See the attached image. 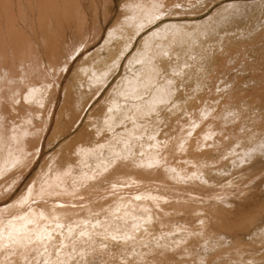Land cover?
<instances>
[{
    "label": "rangeland",
    "instance_id": "obj_1",
    "mask_svg": "<svg viewBox=\"0 0 264 264\" xmlns=\"http://www.w3.org/2000/svg\"><path fill=\"white\" fill-rule=\"evenodd\" d=\"M75 3L84 12L82 27L71 15ZM11 5L15 13L22 15L23 25L16 22L29 37L24 41L11 38V53L10 44L6 55L0 58V62L11 66V73L9 68L2 70V74L11 76L5 81L11 91L0 93V106L9 109V119L14 123L9 137L3 135L0 140V264H52L55 259H61L56 264H127L125 255L135 257L138 264H148V249L129 248L125 244L132 241L112 237L127 235L128 231L117 228L115 223H109L110 228L115 226L111 232L101 229L108 217L118 215L117 207L130 205L139 210L143 203H147L146 207L157 203L154 189L164 192L166 209L178 207V221L169 227L188 228L200 241L198 231L202 227L198 220L204 219V226L209 228L203 233L205 240L214 248L163 247L162 252L158 246L153 247V264H204L198 260L205 257V264H264V170H254L247 181L234 186L231 198L190 199L185 193L200 188L201 195L221 194L220 187L232 179L237 181L238 174H233L238 169L264 161V0H0V16L4 17ZM30 17L34 20L25 24ZM44 19L58 20L45 26L46 35H56L53 41L63 42L70 51L63 48L56 57L57 65L51 67L46 61L43 68L41 59L34 61L31 53L41 52L47 45L49 36L41 41ZM148 43H152L155 53L151 62L155 77L147 88L135 94L130 84L135 72L144 75L139 55ZM77 46L79 52L72 60ZM98 69L101 75L91 74ZM42 73L55 75L49 81L57 90L55 106L53 102L48 104L44 112L41 99L46 98L42 91L27 104H17L16 97L31 86H39L36 78ZM23 75H27V80ZM162 86L165 91L161 97L169 100L150 104L160 95ZM31 120L37 127L21 140L20 129L16 128L28 127ZM186 156L192 159L188 162ZM54 174H60L56 181L61 184H51L56 179ZM50 188H55L54 192ZM89 189L93 193L89 194ZM83 191L89 196L79 195ZM244 193L247 199L236 198ZM48 202L58 209L65 203L69 215L61 219L50 217L63 225L58 237H67L54 241L43 232L23 234L24 242L12 246L7 233L11 234V225L21 223L8 226V222L15 219L19 210L29 211ZM213 220L222 225L217 227ZM87 228L93 230L85 235ZM179 233L169 236L183 244L184 239L179 237L184 233ZM65 241L68 243L63 244ZM77 243L80 246L72 247ZM198 251H205V257ZM139 253L144 256H137Z\"/></svg>",
    "mask_w": 264,
    "mask_h": 264
},
{
    "label": "bare ground",
    "instance_id": "obj_2",
    "mask_svg": "<svg viewBox=\"0 0 264 264\" xmlns=\"http://www.w3.org/2000/svg\"><path fill=\"white\" fill-rule=\"evenodd\" d=\"M28 1V0H27ZM30 1V0H29ZM50 1V0H49ZM5 2V1H4ZM37 4V3H36ZM30 5V4H29ZM31 8V7H30ZM29 9V8H28ZM42 9V8H41ZM43 10V9H42ZM47 10H49V9H47ZM44 11V10H43ZM42 11V12H43ZM72 14L71 15H74V16H76L77 17V22L79 23V25H80V27H82V23H85L84 22V12H82L81 11V8L79 7V4L78 3H75L74 5H73V7H72ZM263 12H264V10H263ZM148 13H150V12H148ZM172 13V12H171ZM22 14V13H21ZM213 14H215V13H213ZM38 15H41V13H38ZM48 15H51V16H53V13H49ZM29 17V16H28ZM33 17V16H32ZM50 18H52V17H50ZM34 19L33 18H26V20H25V24H26V22H29V25L31 24V22L33 21ZM41 20V19H40ZM171 20V19H170ZM16 21H20L21 23H22V25H23V19H22V15H19L18 13H15V11L13 10V7H12V5L10 6V7H8L7 8V12L5 13V15H4V17H2V16H0V46L1 47H3V50L2 51H0V58L2 57V56H4V55H6V53H7V51L9 50V45H10V53H11V51H12V49H13V47H12V41L10 40L11 38H15V41L18 39V38H23V41H24V38H26V37H29L28 35H27V32L24 30L23 31V29L22 28H20V24L19 23H17ZM57 21L58 20H53V19H51V21L49 20V19H44V21L42 22V25H43V35H44V38L43 39H41V41L42 40H44V42L47 40L48 42H47V45L45 46V47H43L42 45H44V43L42 42V44H41V46L43 47V48H41V52H40V50L37 52V51H35V52H32L33 50H34V47H33V50L31 49V51L30 52H32L31 53V55H33V58H34V61H35V59H36V61L38 60V58L39 59H41V61H42V65H43V68H44V65H45V62L47 61V62H49L50 64V66L52 67V66H54V65H57V63L59 62V60L56 58L60 53H62V49L64 48V49H66V51H67V47L65 46V44H64V46H63V42L61 43L60 41L58 42L57 40V42L55 43L53 40H54V38H55V36L53 37L52 36V34H47L46 35V30H45V26H51L50 24H53V23H57ZM163 21V20H162ZM158 24V23H157ZM155 26V25H154ZM164 26V25H163ZM158 27H160V26H158ZM21 29V30H20ZM82 29V28H81ZM80 29V30H81ZM162 29V28H161ZM160 29V30H161ZM50 33H51V31L52 30H50V29H47ZM58 30H61V29H58ZM58 30H57V32H58ZM160 30H159V32H160ZM78 31V29H76L73 33L75 34V32H77ZM105 31V30H104ZM158 31V30H157ZM95 33V32H94ZM80 34V33H79ZM101 34V32H99V34L96 36V37H98L99 35ZM45 35H46V37L47 36H49V37H47V39L45 40ZM68 36V35H67ZM75 36V35H74ZM106 36V35H105ZM136 36H137V34H136ZM175 36V35H174ZM252 36H253V34H252ZM78 37V36H77ZM95 37V38H96ZM111 37V36H110ZM117 37V36H116ZM124 37V36H123ZM131 37V36H130ZM238 37L240 38V35H238ZM237 37V39H239ZM126 38V37H125ZM132 38V37H131ZM235 38V37H234ZM245 38H248V37H245ZM250 38V37H249ZM121 39H122V37H121ZM166 39V38H165ZM242 39V38H241ZM240 39V40H241ZM252 39V38H251ZM59 40H61V38H59ZM163 40V39H162ZM254 40V39H253ZM85 41V40H84ZM107 41V40H106ZM105 41V42H106ZM136 41V40H135ZM154 41V40H153ZM237 41V40H236ZM86 42V41H85ZM19 43V42H18ZM23 43V42H22ZM97 43V42H96ZM72 44V43H71ZM82 44V43H81ZM144 44V43H143ZM34 45V44H33ZM37 45V44H36ZM40 45V44H39ZM103 45V44H102ZM106 45V44H105ZM105 45H103V46H105ZM116 45V44H115ZM118 45H120V43L118 44ZM146 46H145V50L139 55V61L141 60L142 62H143V64H144V75H143V77H142V75L141 74H139L138 72H135V74H136V76L135 77H133L132 78V82H131V84H130V86H131V88L135 91V94L137 93V91H139L140 89H145V88H147V85L150 83V80H152V78L153 77H155V75L153 76V74H154V71H153V67L151 66V62H152V60L154 59V57H155V53L152 51V43H148V44H145ZM160 45V44H159ZM79 46H81L82 47V45H79ZM79 46H77L76 48H75V50H74V52L71 54V58H72V60L74 59V57L75 56H77V52H79L78 50H77V48L79 47ZM84 46V45H83ZM131 46H133V45H131ZM20 47V46H19ZM18 47V48H19ZM22 47H23V45H22ZM21 47V48H22ZM75 47V46H74ZM81 47L79 48L80 49V51H81ZM115 47V46H114ZM116 47H117V45H116ZM121 47V46H120ZM129 47V46H128ZM20 48V49H21ZM36 48V47H35ZM108 48V47H107ZM113 48V47H112ZM116 49V48H115ZM121 49V48H120ZM125 49H127V48H125ZM125 49H124V51H125ZM154 49V48H153ZM157 49V48H156ZM22 50V49H21ZM114 50V49H113ZM129 50V49H128ZM68 51H70V49L68 50ZM67 51V52H68ZM97 51V50H96ZM115 51V50H114ZM122 51V50H121ZM157 51V50H156ZM204 51V50H203ZM64 52V51H63ZM119 52V51H118ZM90 53V52H89ZM164 53V52H163ZM103 54V53H102ZM101 54V55H102ZM117 54V53H116ZM100 55V54H99ZM106 55V54H105ZM115 55V54H114ZM17 56V55H16ZM107 56V55H106ZM36 57V58H35ZM132 57H134V55L132 56ZM70 58V59H71ZM87 58V57H86ZM110 58H112V56L111 57H109V59ZM122 58H123V56H122ZM47 59V60H46ZM15 60V59H14ZM69 60V59H68ZM79 60H80V58H79ZM82 60V59H81ZM80 60V61H81ZM113 60V59H112ZM33 60L32 59H30L29 60V62H32ZM110 61H111V59H110ZM110 61H108V62H110ZM99 62V61H98ZM155 62V61H154ZM75 63V62H74ZM73 63V64H74ZM81 63V62H80ZM100 63V62H99ZM98 63V64H99ZM78 64V63H77ZM109 64V63H108ZM128 64H130V62L128 63ZM127 64V65H128ZM156 64H158V63H156ZM10 65H11V63H10ZM20 65H21V67H22V65H24V61L22 62L21 61V63H20ZM79 65V64H78ZM105 65V64H104ZM107 65V64H106ZM106 65H105V67H106ZM131 65H133V64H131ZM73 66V65H72ZM130 67V66H129ZM5 68H9L8 70V73L10 72L11 73V66H9V64L8 63H6V62H0V93H3V92H10L11 90H9L8 88H7V84H6V82L5 81H7V80H10V78H11V76H9V75H5V74H2V70L3 69H5ZM46 68V67H45ZM88 68V67H87ZM132 67H130V69H131ZM50 69V67H48V70ZM100 69H101V67H100ZM103 69V68H102ZM114 69H117V68H114ZM89 70V68L87 69V71ZM120 70V69H119ZM140 70L142 71V69L140 68ZM162 70H163V68H161L159 71H161L162 72ZM85 71V70H84ZM68 72H69V70H68ZM71 72V71H70ZM93 73H91V74H94V76L96 75V76H99V74L101 75V72L99 71V69L98 70H93L92 71ZM86 73V72H85ZM112 73V72H111ZM138 74V75H137ZM126 75H128V74H126ZM55 75H52V74H48V75H46V74H38V78H36V80L38 81L37 83L39 84V86H35V87H33V86H31L30 88H29V90L26 92V93H22V94H20L21 96L20 97H16L15 99H14V101L18 104L19 102H23L24 104H27L28 103V101H29V99L32 97V96H35L37 93H38V91H42L41 93V95H45V98L46 99H41V101H42V105H44V107H45V109H44V112L46 111V109H47V107H49L48 106V104L49 105H51L52 104V102H53V105L55 106V102H54V100H55V97H56V89H54L53 88V84L51 83V82H49V81H52L53 80V77H54ZM68 76V75H67ZM125 77V76H124ZM127 77V76H126ZM23 78L25 79V80H27V75H23ZM58 78H63V76H59ZM97 78V77H96ZM130 78V77H129ZM157 78H159V77H157ZM67 79V78H66ZM76 78L74 77L73 79H71V81L72 82H74V80H75ZM123 79H125V78H123ZM143 79V80H142ZM65 80V79H64ZM96 80V79H95ZM158 80V79H157ZM160 80V79H159ZM17 81V80H16ZM66 81V80H65ZM86 81V80H85ZM123 80H121V82H122ZM130 81V80H129ZM142 81V82H141ZM94 82V81H93ZM105 82H106V79H105ZM124 82H125V80H124ZM127 82V81H126ZM156 82V81H155ZM102 83V82H101ZM123 83V82H122ZM164 83V82H163ZM66 84V83H65ZM64 84V85H65ZM110 84V83H109ZM120 84V83H119ZM124 84V83H123ZM154 84V83H153ZM24 85V84H23ZM35 85V84H34ZM56 85H57V88L59 89L60 87H61V84H60V82H57L56 83ZM63 85V84H62ZM122 85V84H121ZM155 85V84H154ZM110 86V85H109ZM125 86V85H124ZM129 86V85H128ZM93 87V86H92ZM64 88V87H63ZM88 88V87H87ZM94 88V87H93ZM106 88V87H105ZM127 88V87H126ZM162 88H163V86H162ZM96 90H97V87L95 88ZM59 90H61V88L59 89ZM132 90V91H133ZM164 90V88L163 89H161L160 91H159V93H160V95L158 96V97H156V98H153V100L150 102V104H153V105H159V104H161V103H163V102H166L167 100H169V98L167 97V98H163V97H161V95H162V92H164L163 91ZM43 91H45L46 93H44L43 94ZM120 90H118L117 92H119ZM126 91H128V90H126ZM125 91V92H126ZM130 91V90H129ZM131 91V92H132ZM116 92V91H115ZM114 92V93H115ZM134 93V92H133ZM18 94V93H17ZM61 94V93H60ZM69 94V93H68ZM105 94V93H104ZM127 94H128V92H127ZM40 96V95H39ZM60 96V95H59ZM65 96V95H64ZM123 96H124V94H123ZM132 95L130 94V97H131ZM99 97V96H98ZM138 97V96H137ZM133 98V97H132ZM136 98V97H135ZM140 98V97H139ZM39 99V98H38ZM47 99H49L50 101L48 102V100ZM66 99V98H65ZM131 99V98H130ZM32 100V99H31ZM47 100V101H46ZM101 100V99H100ZM76 101V100H75ZM97 101V100H96ZM33 102V101H32ZM35 102V101H34ZM58 102V101H57ZM56 102V103H57ZM105 102H107L106 100H105ZM1 103V102H0ZM59 103V102H58ZM57 103V104H58ZM98 103V102H97ZM116 103V102H115ZM120 103V102H119ZM121 104V103H120ZM56 106H58V105H56ZM118 106H122V105H118ZM19 107V106H18ZM122 107H124V106H122ZM127 107H129V106H127ZM3 107L2 106H0V140H1V138H3V135H5L7 138L9 137V135H10V133L13 131V128H12V124H13V126H14V123H12L11 122V117H10V119H9V113H8V111H9V109L8 108H6L5 110H4V108L2 109ZM132 108H133V106H132ZM20 109V108H19ZM141 109V108H140ZM139 109V110H140ZM55 110V109H54ZM59 110V109H58ZM148 110H156L155 108H149ZM22 111V110H21ZM90 111V110H89ZM87 113H89L88 111H86ZM139 112V111H138ZM17 113V112H16ZM40 113V112H39ZM58 113V112H57ZM30 114V116H32V111L29 113ZM41 114V113H40ZM138 114V113H137ZM154 114V113H153ZM57 115V114H56ZM86 115V114H85ZM23 116V115H22ZM87 116V115H86ZM139 116V115H138ZM141 116V115H140ZM54 117V116H53ZM25 119H26V117H24ZM92 118V117H91ZM54 119V118H53ZM50 120H51V118H50ZM32 121V120H31ZM30 121V123L28 124V127H25V128H21V126H19V127H17L16 129H20V131H18V134H19V136H21V140H25V138H24V136H26V135H28V133H30V132H32V130H34V127H37V125H36V122L33 120L32 122ZM12 123V124H11ZM50 123V122H49ZM48 126V125H47ZM45 127V126H44ZM47 128V127H46ZM51 128V127H50ZM141 129V128H140ZM139 129V130H140ZM144 130V129H143ZM181 130V129H180ZM100 131H102V130H100ZM137 131V130H136ZM140 131H142V129L140 130ZM135 133V132H134ZM137 133H138V131H137ZM81 134V133H80ZM139 134V133H138ZM137 134V135H138ZM137 135H134V136H137ZM142 135V134H141ZM140 135V136H141ZM88 136V135H87ZM139 137V136H138ZM23 138V139H22ZM47 138V137H46ZM27 141H30V140H27ZM79 142H80V140H79ZM21 143H23V141H21ZM28 143V142H27ZM33 143V142H32ZM263 144V143H262ZM27 148H30L29 147V145L28 146H26ZM46 149V148H45ZM71 149H72V147H71ZM257 149H261V147L259 148V147H256V150ZM41 153V152H40ZM40 155V154H39ZM41 156V155H40ZM42 157V156H41ZM111 157V156H110ZM46 158V157H45ZM112 158V157H111ZM110 158V159H111ZM182 158V157H181ZM185 158V160L186 161H188L189 162V160L190 159H192V157H190V156H186V157H184ZM104 159H106V158H104ZM106 161H107V159H106ZM193 161V160H192ZM191 161V162H192ZM246 161H248L249 162V160L247 159ZM245 161V162H246ZM185 162V161H184ZM98 163V162H97ZM186 163V162H185ZM235 164V163H234ZM85 165V164H84ZM97 165V164H96ZM195 165V164H194ZM237 166H238V163L236 164ZM87 166V168H91V166H88V165H86ZM240 166V165H239ZM248 167V166H247ZM233 168H234V166H233ZM236 168H238V167H235L234 169H236ZM264 170V161H261V162H258L256 165H252V163H251V165L248 167V168H244L243 170H240V171H238L237 170V172L236 173H234L233 175H235V174H238V178H237V181H234V179H232L231 181H229V183H227V184H224V187H220V193L221 194H210V195H207V194H200V191H199V189L197 188L196 190H189V191H185V193H186V195H187V197L186 198H194V197H199V198H208L209 200L210 199H217V201L218 200H222L223 198H231V197H233L232 196V191H231V189L234 187V186H237V185H240V184H243L245 181H247L249 178V176H250V174L254 171V170ZM104 170V169H103ZM231 172V171H230ZM232 173V172H231ZM195 174V173H194ZM229 174V173H228ZM60 175V174H59ZM59 175H57V176H59ZM39 176V175H38ZM54 176H55V174H54ZM57 176H55L56 177V179H55V177H54V179H51V180H54V182H52L51 180V184L53 185H55L56 186V183H57V185L60 183L61 184V182H57L56 180H59V179H57ZM195 176H196V174H195ZM229 176V175H228ZM59 177H61V176H59ZM64 177V176H63ZM198 177V176H197ZM126 178V177H125ZM228 178V177H227ZM230 178H232V177H230ZM63 179H65V177L63 178ZM49 180V179H48ZM67 180V179H66ZM78 180V179H77ZM63 181H65V180H63ZM70 181H72V179L70 180ZM48 183V182H47ZM67 183H69L70 184V182H67ZM66 183V184H67ZM78 183V182H77ZM49 184V183H48ZM48 184H47V186H48ZM68 184V185H69ZM51 185V186H52ZM72 185V184H71ZM217 185V184H216ZM122 186V185H121ZM215 186V185H214ZM219 186V185H218ZM46 187V186H45ZM54 187V186H53ZM60 187H62V186H60ZM60 187H58L59 189H63V188H60ZM130 187H131V185H130ZM136 187V186H135ZM217 187V186H216ZM46 188H48V187H46ZM52 188V187H51ZM50 188V190H51V192L55 189H51ZM141 188V187H140ZM59 189H58V191H59ZM65 189V188H64ZM63 189V190H64ZM123 189V188H122ZM151 189H152V187H151ZM192 189V188H191ZM254 190H258V188H253ZM47 190H49V189H47ZM49 190V191H50ZM68 190V189H67ZM85 190V189H84ZM116 190V189H115ZM147 190V189H146ZM145 190V192H148V191H146ZM250 190V189H249ZM251 190H252V188H251ZM48 191V192H49ZM61 191V190H60ZM66 191V190H65ZM141 191V190H140ZM150 191V190H149ZM152 191V190H151ZM154 191V194H155V197L158 199L157 200V203H155V204H152L153 205V207H151V206H148V207H146L145 205L147 204V203H145V205H144V203L141 205V207L139 206L138 207V209L139 210H137L136 208H135V206L132 208L130 205H125V206H123V207H120V208H118L117 207V209H115L117 212H118V215H116L115 213L114 214H112L113 216H112V218H110V217H108V214H107V217L109 218H107L108 219V221H106V224H105V226H104V228L103 229H101V231H104V232H111L114 228H115V226L113 227V226H111V228H110V224L109 223H115L114 225H116L117 226V228H119L120 227V229H121V227L123 228V231H125L126 233H127V231L129 232L127 235L125 234L124 236H117V235H115L114 236V234L112 235V237H114V238H120V239H123L125 242L127 241L128 242V240H130V242L132 241L133 243H135V242H139L137 245L136 244H133V243H126L125 245L126 246H128L129 248H136V247H144V248H146V249H148V252H147V254H149L150 255V257L151 258H149V262H147L148 264H153L154 262H153V260H152V254H154L153 253V251H152V249H153V247H159V248H163V247H172L173 249L174 248H177V247H185V248H187V247H189V246H195V247H199V249H200V247H201V249H203V248H206V250H207V248H209V249H213L214 248V245H212V244H210V243H208L207 242V240H205V238H207L206 237V234H203L204 232H206V231H208V227L207 226H204V223H206L205 222V220L204 219H200L199 218V220H198V222H199V226H201L202 228H201V231H198V233H199V236H201V240L200 241H197L198 239L196 238V236L194 235V233H193V231H191L190 229H185V228H174L175 226H172V227H169L170 225H172V222L173 221H178L177 220V218L178 217H176L179 213H178V211L176 210L178 207H174V208H168V209H166L165 207H164V203H165V201H164V196H163V193L164 192H161V191H159V190H157V189H154L153 190ZM54 192V191H53ZM64 192V191H63ZM62 192V194H64V193H66V192H64L63 193ZM84 192V194H79V195H84V196H89L85 191H83ZM106 192V191H105ZM184 192V191H183ZM61 193V192H60ZM60 193L58 194V195H60ZM67 193H71L70 191L68 192L67 191ZM91 193H93V191H92V189H89V194H91ZM53 194V193H52ZM246 193H244V194H242V195H240V196H238V197H236V198H238V199H241V200H245V199H247L248 198V196L247 195H245ZM183 195V194H182ZM48 196V195H47ZM68 197H69V195H67ZM135 196H137V195H135ZM145 196V195H144ZM257 197H259V195H256ZM37 197V196H36ZM55 197H56V195H55ZM61 197V196H60ZM65 197V196H64ZM139 197V196H138ZM150 197V196H149ZM35 198V197H34ZM52 198V197H51ZM59 198V197H58ZM62 198V197H61ZM148 198V197H147ZM252 198V197H251ZM131 199V198H130ZM140 199V198H139ZM34 200H36V199H34ZM33 199L31 200V201H34ZM146 200H148V199H146ZM152 200V199H151ZM149 201V200H148ZM146 202V201H145ZM226 202V201H225ZM36 203V202H35ZM40 203V202H39ZM128 203V202H127ZM67 204V203H66ZM131 204V203H130ZM134 204V203H133ZM59 205V204H58ZM68 205V204H67ZM135 205V204H134ZM138 205H140V204H138ZM144 205V206H143ZM66 205H65V203L62 205V209H58V207H57V205L56 204H53V203H46V204H44V205H37V206H35L34 208H31L29 211L28 210H19L18 211V213L15 215V219H12V220H10L8 223V226H10V224H12V223H14V222H16V223H21V224H16L15 226H13V225H11L10 226V228H11V234H10V232L9 233H7V235H11V236H9V242L10 243H12L13 245L12 246H19V243H21L22 244V242H24V241H22L23 240V238H24V236L27 234H30V233H46V237L49 239H53L54 241L55 240H57V239H60V240H63L65 237H67V236H61V237H58V233L59 232H61V229L63 228V225L62 224H58V223H56V222H53L54 221V219H51V217L50 216H53V218H55V219H61V218H65L67 215H69L68 214V209L65 207ZM137 206V205H136ZM31 207H33V206H31ZM113 210V209H112ZM114 211V210H113ZM109 212V211H108ZM110 212H112V211H110ZM115 212V211H114ZM210 212V211H209ZM213 213V211L211 212V214ZM110 214V215H111ZM214 215H218V213H214ZM106 217V216H105ZM173 217H176V218H174L173 219ZM106 218H104L103 220H105ZM9 220V219H8ZM8 220H6V221H8ZM213 222V224L214 225H216L217 227H220L221 225H222V222H220V221H218V220H213L212 221ZM102 223H103V221H102ZM101 223V224H102ZM131 224L132 226L131 227H124V225L125 224ZM180 223V222H179ZM1 224H2V222H1ZM0 224V225H1ZM99 225H100V223H99ZM3 226V224L1 225V227ZM99 228V227H98ZM159 229V230H158ZM93 229L91 228V229H89V228H87V229H85V235H88V232L90 233L91 231H92ZM115 230V229H114ZM2 232V230L0 229V233ZM64 232V231H63ZM98 232H100V231H98ZM173 232H182V234L184 233V235L182 236V237H179V236H177V237H179V238H183L184 239V243L183 244H180V243H177L176 242V240L174 239V238H176L175 236H174V238L173 237H171V236H169V234L171 235ZM179 233V234H180ZM23 234H24V236H23ZM98 234H100L101 235V232L100 233H98ZM181 234V235H182ZM1 235H2V233H1ZM0 235V236H1ZM31 235V234H30ZM107 235V234H106ZM110 235V234H109ZM176 235V234H175ZM180 235V236H181ZM37 236V235H36ZM60 236V235H59ZM84 236V235H83ZM94 236H96V235H94ZM99 236V235H98ZM28 237V236H27ZM29 237H31V236H29ZM85 238H90L89 236H84ZM103 237V236H102ZM2 238V237H1ZM37 238V237H36ZM113 238V239H114ZM175 240V242L176 243H174V241H173V239ZM7 239V238H6ZM67 239H69V238H67ZM120 239H119V241H120ZM172 239V242L174 243H169V241ZM178 239V238H177ZM183 239H182V241H183ZM89 240V239H88ZM181 240V239H180ZM21 241V242H20ZM70 241V240H69ZM92 241V240H91ZM115 241V240H114ZM81 242V241H80ZM4 243V242H3ZM66 243H68L67 241H65V242H63V244H66ZM70 243V242H69ZM90 243H92V242H90ZM90 243H88V244H86L85 243V245H87V246H90L89 244ZM94 243V242H93ZM116 243V242H115ZM155 243V244H154ZM106 244V243H105ZM119 244V243H118ZM129 244H131V245H129ZM54 245V244H53ZM92 245V244H91ZM102 245V244H101ZM69 246V245H68ZM67 246V247H68ZM77 246H80V244H74L72 247H77ZM114 246V245H113ZM118 246V245H117ZM64 247V246H63ZM71 247V246H70ZM70 247H68V248H70ZM92 247V246H91ZM96 247V246H95ZM101 247H103V246H101ZM100 247V248H101ZM115 247H116V245H115ZM125 247V246H124ZM127 247V248H128ZM194 247V248H195ZM9 248V247H8ZM11 249H12V247H10ZM66 248V247H65ZM99 248V249H100ZM194 248H191V249H193L194 250ZM14 249H15V247H14ZM27 249H28V247H27ZM67 249V248H66ZM132 249V250H133ZM63 250H64V248H63ZM118 250V249H117ZM137 250V249H136ZM145 250V249H144ZM188 250H190L189 248H188ZM205 250V251H206ZM61 251H62V249H61ZM60 251V252H61ZM70 251H72V250H70ZM118 251H120V250H118ZM123 251V250H122ZM124 251H127L126 249L124 250ZM156 251V250H155ZM162 252H163V249L161 250ZM168 251V250H167ZM205 251H204V253L203 254H201V251H198V252H200L199 254L200 255H205ZM46 252V251H45ZM48 252V251H47ZM59 252V253H60ZM74 251H72V253H73ZM136 252V251H135ZM135 252H133V253H135ZM198 252H196L197 254H198ZM226 252V251H225ZM16 253H18V252H16ZM69 253V252H68ZM71 253V254H72ZM94 253V252H93ZM120 253V252H119ZM161 253V252H160ZM165 253V252H164ZM168 253V252H167ZM166 253V254H167ZM175 253V252H174ZM189 253V252H188ZM194 253V252H193ZM77 254V253H76ZM103 254H105V252L104 253H102V255ZM125 254H126V252H125ZM140 254L141 255H143L144 256V254H142V253H139V255H137V256H139L140 257ZM191 254V253H190ZM195 254V253H194ZM193 254V255H194ZM11 255V254H10ZM27 255H29L28 253H27ZM39 255V254H38ZM49 255V254H48ZM73 255H75V254H73ZM91 255V254H90ZM96 255V254H95ZM130 255V254H129ZM159 255V254H158ZM161 255H162V253H161ZM165 255V254H164ZM199 255V256H200ZM50 256L51 255H49V257L48 258H50ZM62 256V255H61ZM82 256V255H81ZM124 256V254L123 255H121V257H123ZM147 256V255H146ZM173 256V255H172ZM198 256V255H197ZM31 257H33V255L31 256ZM31 257H30V259H31ZM71 257H73V256H71ZM88 257V256H87ZM125 257V263H127V264H138L137 263V259H135V257H130V256H128V255H125L124 256ZM158 257V256H157ZM202 257V256H201ZM200 257V258H201ZM205 257V256H204ZM46 258H47V256H46ZM56 258H58V257H56ZM67 258H69V257H67ZM73 258H75V257H73ZM92 258V257H91ZM90 258V259H91ZM130 258H133V261H129L130 260ZM144 258V257H143ZM198 258V257H197ZM44 259V258H43ZM62 259H64V257L62 258ZM71 259V258H70ZM70 259H68L67 261H69ZM81 259H83L82 257H81ZM89 259V260H90ZM93 259H96L95 258V256H94V258ZM103 259H104V257H103ZM106 259V258H105ZM104 259V260H105ZM113 259V258H112ZM116 259V258H115ZM33 260V259H32ZM59 259H55V260H52L51 262H52V264H56L57 263V261H58ZM61 260V259H60ZM59 260V261H60ZM80 260V259H79ZM85 260V259H84ZM122 260V259H121ZM143 260V263H145V259H142ZM167 260H169V259H167ZM44 262H45V260H43ZM81 261V260H80ZM88 261V260H87ZM92 261V259L90 260V262ZM103 261V260H102ZM200 263H207V258L205 257V258H203V259H201V260H198ZM31 262V261H30ZM61 262V261H60ZM59 262V263H60ZM64 262V261H63ZM96 262H97V259H96ZM99 262H100V260H99ZM99 262H97V263H99ZM105 261H103V263H104ZM116 262L117 261H115V263L114 264H116ZM124 262V261H123ZM153 262V263H152ZM32 263H33V261H32ZM48 263V262H47ZM81 263V262H80ZM106 263V262H105ZM122 263V262H121ZM79 264V263H78ZM82 264H84V262L82 263Z\"/></svg>",
    "mask_w": 264,
    "mask_h": 264
}]
</instances>
